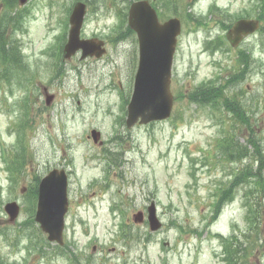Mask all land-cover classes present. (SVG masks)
<instances>
[{
  "label": "rangeland",
  "instance_id": "rangeland-1",
  "mask_svg": "<svg viewBox=\"0 0 264 264\" xmlns=\"http://www.w3.org/2000/svg\"><path fill=\"white\" fill-rule=\"evenodd\" d=\"M52 1L26 0L25 4H18L30 9L24 30L18 34L27 66L14 67L11 83L4 79L0 83V259L14 264H69L65 254L54 256V244L39 248L38 243H45L46 235L39 233L38 223L23 235L21 221L29 216L30 203L27 211L21 212L19 223H11L4 211L6 201L15 196L25 205L24 197L35 175L43 176L49 169L65 167L71 171L67 238L74 234L72 248L70 245L67 248L82 255L81 264H98L94 260L103 258L104 253L108 260L102 261L103 264H121L125 259L128 262L125 264H220L224 241L215 236L217 232L224 236L234 232L238 236L235 264H264V198L257 207L259 213L253 228L245 218L242 197L245 188L238 189L234 200L222 209L216 221L210 220L216 188L227 182L235 169L251 162L250 158L232 161L223 153L220 140L228 131H234L237 141L241 146L248 145L250 152L252 136L261 140L264 149V33L252 34L229 53H213L205 50L204 45L207 37L223 34L216 21L221 13L214 10L207 16L208 29L201 26L194 29L198 24L195 19L188 20L189 25L182 20L172 69V91L192 89L220 72L231 73L238 48H247L251 61L246 76L240 84L227 89L243 101L247 117L253 111L254 127L247 129L237 116L213 115L210 108L197 107L181 97L173 107L179 116L176 124L165 120L153 128L138 126L121 131L124 161L120 167L110 169L105 181L107 165L98 157L105 146L94 143L88 136L92 128L100 129L104 145L116 136L113 127L122 114V96L133 89L138 65L137 37L116 39L117 42L108 37L107 52L100 58H80V52L63 58L61 49L55 58L49 49L64 25L67 30L62 20L68 17V9L75 0ZM157 2L168 14H173V8L166 7L162 0ZM184 2L183 13L190 12L192 4L194 11L206 13L216 2L234 16L243 11L254 14L253 0ZM127 4V0H116V4L109 0L92 1L83 26L84 35L111 34L112 27L118 24L116 12ZM3 10L0 0V15ZM127 10L128 7L126 13ZM26 93L31 94V110L25 134V171L21 172L19 185L11 191L3 148L15 150L16 123L21 121L18 102L24 100ZM47 94L54 95L48 103ZM233 124L238 125L236 130ZM153 201L162 221V227L156 231L133 221V215L139 210L146 212L144 208ZM113 204L121 206L125 213L112 212ZM123 222L132 227L133 235L142 234L143 239L129 242L127 237L124 239L127 245L120 238L116 240L119 224ZM27 234L36 240V245L30 246V253L25 248L30 244ZM145 239L148 241L144 242ZM94 244L104 252H97L91 261Z\"/></svg>",
  "mask_w": 264,
  "mask_h": 264
},
{
  "label": "water",
  "instance_id": "water-1",
  "mask_svg": "<svg viewBox=\"0 0 264 264\" xmlns=\"http://www.w3.org/2000/svg\"><path fill=\"white\" fill-rule=\"evenodd\" d=\"M84 5L79 3L71 16L69 41L65 48V55H72L78 48L83 49V56L88 54L100 55L101 41L96 39H80V28L83 20ZM129 22L138 31L141 47L140 67L137 74L136 87L131 103L132 113L146 111L157 106L163 108L172 104L169 92V76L172 57L175 51L177 35L181 29L179 18H172L161 24L156 10L147 0L134 2L130 8ZM259 23L254 19H240L228 31L227 36L233 46H237L241 39L256 30ZM94 139L97 134L93 131ZM16 202L9 203L7 210L12 218L18 212ZM68 209L67 175L64 170H52L42 178L39 185V201L36 219L42 228L49 233V239L62 243L64 215ZM150 210L152 229L160 227L156 217L155 206ZM136 219L141 220L142 217Z\"/></svg>",
  "mask_w": 264,
  "mask_h": 264
},
{
  "label": "trees",
  "instance_id": "trees-1",
  "mask_svg": "<svg viewBox=\"0 0 264 264\" xmlns=\"http://www.w3.org/2000/svg\"><path fill=\"white\" fill-rule=\"evenodd\" d=\"M116 1V0H115ZM258 3V16L264 15V0H257ZM6 11L4 12V15L0 17V79L8 76L10 73V70L14 66H20L23 63V55L20 50V46L18 45V40L15 37L14 33H17L19 31L23 30V23L26 14H28V9L26 8H18L17 0H6L5 1ZM129 3L130 0H127ZM163 4L168 7L169 9L173 8V12L176 14H182L186 17L187 20L195 19L197 23L201 24L202 17H195V14L192 12H182L183 6V0H162ZM182 2V4H181ZM162 7V6H161ZM164 8V7H162ZM121 15V20L124 21L126 18L125 13H119ZM223 21H220L222 26L224 28L230 27V21L232 16L228 15L226 13H222ZM226 20H228L229 23H226ZM129 28V27H128ZM261 30L264 32V27L261 28ZM129 32L133 33V31L129 28ZM225 38L218 37L216 39V43L220 47H225ZM238 62V70L233 73L228 78V85L231 83H235L237 81H241L246 72L245 66L249 65L250 60V53L246 49H240L238 52L237 57ZM24 64V63H23ZM243 66V67H242ZM198 89H213L210 91H207L204 95L205 99H203V103H211L215 104L216 100H218V103L220 101V96L216 90L214 89H220L217 88L215 84H210V86L207 85H200ZM222 89V86H221ZM203 94V92H201ZM228 108H230L234 113H237L238 115L245 116L247 119V113L244 109V103L241 102H233L231 99L227 102ZM233 104H237L234 105ZM251 121L249 120V123L245 122V125L252 129L253 125ZM232 137L228 136L225 139H223L222 146L224 152H229L232 158L237 157V159H241L244 156L249 155V148L248 145H242L241 148L238 149V153H236L238 146L234 144L232 141ZM261 141L258 140L255 136H252L249 140V144H252L254 149L252 151L253 156L255 157V161L258 163L257 167H254L253 165H247L243 166L242 168H239L234 173V178L231 179L229 182L222 183V185L219 187V192L217 193V197L215 199V202L218 203L217 207L214 208V215L213 218H216L218 213L220 212L222 206L227 202L234 198L235 191L238 188H245L244 189V197L245 201H248V206L250 213H253L254 210L251 207L250 208V199L254 198V205L258 204V201H260V198L262 194H264V154L261 146ZM24 151V148L22 149ZM232 153H231V152ZM225 152V153H226ZM24 154H18L16 158V162L18 164L23 163ZM30 194L33 197V200H35L37 196V184H34L31 189L29 190ZM229 263L228 264H235V253L233 249L229 250V257H228ZM0 264H13V263H6L4 261H0Z\"/></svg>",
  "mask_w": 264,
  "mask_h": 264
}]
</instances>
